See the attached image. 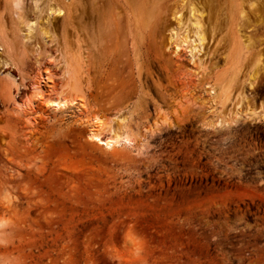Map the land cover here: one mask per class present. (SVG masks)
<instances>
[{"label": "rangeland", "instance_id": "rangeland-1", "mask_svg": "<svg viewBox=\"0 0 264 264\" xmlns=\"http://www.w3.org/2000/svg\"><path fill=\"white\" fill-rule=\"evenodd\" d=\"M9 1L0 0V264H264V0H55L59 43L28 37ZM45 1L21 5L36 22ZM191 6L204 14L202 69L171 40L172 28L187 29L196 44ZM93 61L126 84L102 105L88 84ZM40 81L53 100L84 95L89 115L42 100L44 113L25 114ZM97 114L115 127L126 118L134 142L112 151L91 141L86 120Z\"/></svg>", "mask_w": 264, "mask_h": 264}, {"label": "bare ground", "instance_id": "bare-ground-1", "mask_svg": "<svg viewBox=\"0 0 264 264\" xmlns=\"http://www.w3.org/2000/svg\"><path fill=\"white\" fill-rule=\"evenodd\" d=\"M43 1V0H41ZM10 5H14L16 9V20L19 26H24L27 28V36L32 37L35 33L39 35V37L43 38L45 36L51 37L53 41L59 43L58 37L55 33L52 32V21L50 20L52 16L56 15V17H62L65 13L63 9H61V6L58 2L55 0H47L45 2H42L41 4H44L43 7H39L40 3L35 2V8L38 11V15L36 16L37 21L33 22L31 19L27 17L25 14L23 8H22V0H10ZM74 4H77V6H80L82 9L83 5L81 0H74ZM193 5V4H192ZM77 11V10H76ZM14 13V11L12 12ZM191 17H192V25L195 28V32L193 33V36H195L196 44L193 45V43L190 40V36L188 34L187 29L184 31V35L180 36V33L175 31L176 28H172V37L171 40L176 42V54H179V51L184 48V46L188 45L190 47L191 52V61L193 64H195L198 68L202 69V59H200V54L204 52V46L207 42L206 40V34H205V27L203 24V17L204 14L199 11L195 6H191L190 9ZM44 14L48 15V18L45 20H42V17ZM182 21V15L179 16L178 19V29L181 30L183 26ZM54 28V27H53ZM74 35L75 38H77V43L79 48L84 44V41L80 37V33L74 28ZM251 40V39H250ZM4 45L7 46V51L5 52L6 57L13 61V55H12V49L9 46V44L5 41L4 34L2 35L1 40ZM62 46L65 48L66 53L67 49L70 46L68 42L67 35L63 34L62 37ZM3 46L0 47V50H3ZM65 53V54H66ZM67 56V55H66ZM56 61V60H55ZM14 62V61H13ZM97 62L93 61L91 64V67L88 69V73L91 75V72H94V75H92L89 78L88 84L91 89L92 94V100L95 105H102L105 103L106 99L111 97L114 93L116 96L120 93H123V91L126 88L125 82L118 76L115 69H110L104 71ZM6 66L8 63H4ZM66 64V72H70V80L73 83V90L79 94H82V87L81 83L78 80V74L73 69L71 70V63H65ZM110 66V64H109ZM70 68V70H68ZM204 70V69H203ZM206 70V69H205ZM251 87H254L255 82L250 83ZM70 83H68V86ZM54 90V87L53 89ZM212 93V92H211ZM56 100H53L50 96H47V91L45 90L42 81L38 83V85L35 87V92L32 97V99H29L26 104V109H23L25 114H38V113H44V110H42L40 107H37V101H43L46 105L47 109H52L54 107V110H59L61 112H64L66 108H70L74 105H78L77 109H79L81 112H84L86 115H89V112L84 111V108H87V100L84 95H82V103H79L76 98L70 97L65 98L63 97L62 93H60ZM126 98V97H125ZM96 108V107H95ZM38 110H41L38 112ZM257 113H253L252 115H255ZM261 118L264 119V114L261 115ZM116 119V118H115ZM104 119L100 117L99 114L95 115L94 118H88L86 120V124L89 125L88 137L91 141L97 142L99 144H102L107 148V150L116 151L118 146H122L123 144H131L134 142V139L131 135V133L128 130V127L125 125L126 118L121 119V122L115 127L113 125V121L109 122H103ZM228 121V120H227ZM234 121H239L238 119ZM96 122V124H95ZM95 124V125H93ZM161 130V129H160ZM53 149V148H52ZM1 226V224H0Z\"/></svg>", "mask_w": 264, "mask_h": 264}]
</instances>
